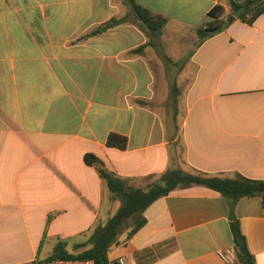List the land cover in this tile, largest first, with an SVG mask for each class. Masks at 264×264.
Instances as JSON below:
<instances>
[{
    "label": "crops",
    "instance_id": "1",
    "mask_svg": "<svg viewBox=\"0 0 264 264\" xmlns=\"http://www.w3.org/2000/svg\"><path fill=\"white\" fill-rule=\"evenodd\" d=\"M134 1L167 18L161 35L128 0H0V264L40 261L46 241L50 255L59 241L75 252L117 212L86 154L135 188L169 168L264 180V14L200 42L214 7L228 15L245 0ZM111 134L126 147L108 145ZM234 213L264 264L262 198L239 199ZM144 215L110 264H230L220 256L234 247L230 207L218 191L178 188Z\"/></svg>",
    "mask_w": 264,
    "mask_h": 264
},
{
    "label": "trees",
    "instance_id": "2",
    "mask_svg": "<svg viewBox=\"0 0 264 264\" xmlns=\"http://www.w3.org/2000/svg\"><path fill=\"white\" fill-rule=\"evenodd\" d=\"M128 1L135 17L144 28L154 37L161 35L162 29L167 24V18L143 8L134 0ZM242 6L246 7V11L239 18H235L234 12ZM231 8L228 15H225L223 6H216L210 11L208 22L197 28L200 42L222 32L236 19H241L252 25L258 17L264 14V0H245L240 4L232 3ZM117 23L119 20L112 19L89 35L101 33ZM108 145L124 149L127 139L117 134H111L108 138ZM85 162L97 169L113 198L121 201V206L105 225H98L94 229L86 242L77 244L74 247L75 252L68 251L66 241H59L52 254L39 262L55 259H93L97 264H110L109 253L112 248L123 243L121 236L126 231H128L127 240H129L146 224L144 213L155 201L178 188L201 185L221 193L229 204L234 248L239 262L241 264H257L255 256L248 248L234 210L237 201L244 197H260L264 203V180H252L242 176L234 178L206 176L188 173L179 168H169L157 182L147 188H135L127 185L125 180L110 172L103 161L92 154L85 155Z\"/></svg>",
    "mask_w": 264,
    "mask_h": 264
},
{
    "label": "built area",
    "instance_id": "3",
    "mask_svg": "<svg viewBox=\"0 0 264 264\" xmlns=\"http://www.w3.org/2000/svg\"><path fill=\"white\" fill-rule=\"evenodd\" d=\"M220 256L227 263L230 264L233 263L237 258L236 250L234 247H229L227 249L222 250L220 252ZM33 264H97V263L93 259H55V260L43 261V262L36 261ZM118 264H125L124 259L121 258Z\"/></svg>",
    "mask_w": 264,
    "mask_h": 264
},
{
    "label": "water",
    "instance_id": "4",
    "mask_svg": "<svg viewBox=\"0 0 264 264\" xmlns=\"http://www.w3.org/2000/svg\"><path fill=\"white\" fill-rule=\"evenodd\" d=\"M246 11V7L242 6L241 8L237 9L234 12V17L239 18L244 12ZM173 98L174 94L172 96L171 102H170V109L169 114L167 117V129H168V137L169 139H172L176 134V125H175V119H174V108H173Z\"/></svg>",
    "mask_w": 264,
    "mask_h": 264
},
{
    "label": "rangeland",
    "instance_id": "5",
    "mask_svg": "<svg viewBox=\"0 0 264 264\" xmlns=\"http://www.w3.org/2000/svg\"><path fill=\"white\" fill-rule=\"evenodd\" d=\"M137 182H134L133 185L136 187L137 186ZM105 206H113L112 208L114 209V205L116 203V201H119L117 199H114L113 196H106L105 197ZM124 234H128V231H126ZM53 245V241H46V244H44L42 246V249L40 251V254H39V260H45L48 255H50L51 253V246ZM71 250V249H70Z\"/></svg>",
    "mask_w": 264,
    "mask_h": 264
}]
</instances>
